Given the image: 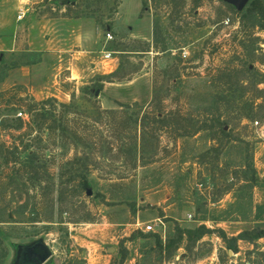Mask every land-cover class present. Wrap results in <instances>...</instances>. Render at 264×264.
I'll return each instance as SVG.
<instances>
[{"label": "rangeland", "instance_id": "rangeland-1", "mask_svg": "<svg viewBox=\"0 0 264 264\" xmlns=\"http://www.w3.org/2000/svg\"><path fill=\"white\" fill-rule=\"evenodd\" d=\"M7 2L0 0L4 11ZM42 4L49 14L91 22L95 32L79 46L63 38L60 54L45 51L35 95L18 64L25 51L3 52L0 264H15L19 246L40 240L52 251L45 264H124L131 256H140L136 264H264V237L233 252L214 233L165 261L156 234L133 226L170 207L183 214L182 228L206 224L228 238L264 232V19L238 23L241 14L221 0ZM77 49L75 59L87 65L64 81L69 71L51 62L73 60ZM154 94L160 104L151 105ZM169 112L184 126L199 119L215 129L175 142L164 126L171 118L156 119ZM165 221L168 239L175 226Z\"/></svg>", "mask_w": 264, "mask_h": 264}, {"label": "crops", "instance_id": "crops-1", "mask_svg": "<svg viewBox=\"0 0 264 264\" xmlns=\"http://www.w3.org/2000/svg\"><path fill=\"white\" fill-rule=\"evenodd\" d=\"M43 1L44 0H8L5 4V11L2 6H0V60L5 55L3 53L4 51H10L11 53L25 51V62L18 64L23 68L25 67L24 83L25 86L28 87V91L34 95L36 94L34 93L36 91L34 86L37 83H34L33 81V73L41 65H46L45 51L54 50L52 52L54 53L59 50L60 54L63 46V38L68 39L70 36L75 45L80 44V42L81 44H84L86 41V34L95 32V29L93 28L95 25L83 18H67L45 12L43 9L45 5L42 4ZM8 9H12L13 11L9 12ZM14 10L17 11L16 14ZM21 13H23V16L19 18L18 16ZM78 51L79 50L77 49L72 54L73 60L51 62L52 66H55L56 64L58 65L59 71L61 67H64L69 71V74L64 77V81L77 80V77L74 75L75 71L80 74L81 66L87 65L80 63L75 59L78 56ZM212 65L215 66V68H223L221 66H216L214 62ZM59 71H55L56 76V73ZM213 75L214 73L210 74V76ZM8 81L9 79L6 77L2 84L8 86ZM7 86L0 88V92L9 90ZM222 202L223 199L218 203ZM169 209L170 207H167L166 209L160 208L161 212L156 210L151 215L153 218L152 221H155L156 219H162L164 221L171 219L174 226L175 224L181 225V217L183 214L179 212H169ZM139 222L140 221L137 219V222L134 223L133 226L136 227V224ZM178 253L183 255V250L180 249ZM139 257L140 256H131L129 260L126 259L124 261V264H136Z\"/></svg>", "mask_w": 264, "mask_h": 264}, {"label": "trees", "instance_id": "trees-1", "mask_svg": "<svg viewBox=\"0 0 264 264\" xmlns=\"http://www.w3.org/2000/svg\"><path fill=\"white\" fill-rule=\"evenodd\" d=\"M222 2H224L225 4H227L230 8H232L233 10L236 11V13L241 14L240 17V21H238V23L241 22V24H244L245 19H249L255 16H259L260 18L264 19V5L262 4V2L260 0H251L248 5L244 8V9H237V7L231 3H229L226 0H221ZM257 21L253 22V26H257L260 24H256ZM147 45L149 46V43L146 42ZM148 49H145V51H147ZM239 67H242L241 65L238 64ZM231 67V66H228ZM225 69V68H224ZM223 68H221V70H224ZM117 72V71H116ZM116 72H113L111 74V76L109 77L110 80L108 81H112L111 79L115 76ZM213 77H216V75H213ZM118 80H123L125 79L124 76H121L119 78H117ZM161 99L158 95L154 94L153 98L151 100V105H155V104H160L161 103ZM6 103L2 102V99H0V106H5ZM8 107V106H6ZM1 110V108H0ZM29 111H32L33 109H28ZM107 113H115L111 110H107ZM166 115V116H165ZM160 117V118H159ZM166 117H170L171 120L170 122H166L165 123V127H168L169 125L171 126V137L172 140L176 142L177 139L183 138V137H188V136H194L196 134H198L201 131H210L215 129V125L214 124H210V122H208L209 120H193V122L191 123L190 126H184L183 122H184V118L183 116L179 115L178 113H160L157 115L158 120L165 122ZM222 118H218L217 122H218V127L216 128L217 131H219V133L226 135L230 130H227V123H223L220 122ZM19 122V127L18 129L23 128V126L25 125V121L22 118H18L17 120ZM36 154L35 153H31L30 154V158L35 159ZM9 163V162H7ZM251 167V166H250ZM25 169V166L23 167ZM252 168V167H251ZM32 170L34 171V169L32 168ZM252 183L256 182L255 177H253V179L251 180ZM206 221V219L204 220ZM210 221H214V220H210ZM1 223V221H0ZM174 236L170 237L168 239H166L165 241H163L159 235H156V245L154 246V249L156 248L155 251H158V254L160 256H162L163 260L167 261L173 258V256L178 253V251L181 248H184L188 253H193L197 246L200 244L201 240L207 236V235H211L214 233H218L220 235V237L222 238V240L224 241L226 248L230 251L236 252L237 251V243L239 241H255L258 240L262 237H264V232H260V233H249V232H242L240 233L238 236L233 237V238H228L225 234V232L223 230H215V229H211L208 228V226L206 224H202L199 225L197 227L194 228H182L179 224H175V230H174Z\"/></svg>", "mask_w": 264, "mask_h": 264}, {"label": "water", "instance_id": "water-1", "mask_svg": "<svg viewBox=\"0 0 264 264\" xmlns=\"http://www.w3.org/2000/svg\"><path fill=\"white\" fill-rule=\"evenodd\" d=\"M74 3L75 0H68V2ZM229 3L235 5L237 9H243L250 0H226ZM91 193V192H89ZM19 257L15 264H45L52 257V251L42 241L34 242L30 245L19 246ZM115 248L111 247L108 252H115ZM230 255L233 254L229 252Z\"/></svg>", "mask_w": 264, "mask_h": 264}, {"label": "built area", "instance_id": "built-area-1", "mask_svg": "<svg viewBox=\"0 0 264 264\" xmlns=\"http://www.w3.org/2000/svg\"><path fill=\"white\" fill-rule=\"evenodd\" d=\"M23 16V13L19 14V18H21ZM227 23L229 22V20L226 21ZM106 37L108 40H111L113 38L112 33L110 31V29L108 28V30L106 31ZM105 57L106 58H113V52L112 51H106L105 52ZM255 126H260L259 122L256 121L254 123ZM136 228L145 232V233H153L156 235H159L160 238L165 241L167 239V225L165 223L164 220L162 219H156L155 221H152L150 224L143 226L140 225V223L136 224Z\"/></svg>", "mask_w": 264, "mask_h": 264}, {"label": "flooded vegetation", "instance_id": "flooded-vegetation-1", "mask_svg": "<svg viewBox=\"0 0 264 264\" xmlns=\"http://www.w3.org/2000/svg\"><path fill=\"white\" fill-rule=\"evenodd\" d=\"M18 257H19V249L17 248L16 260H15V262L18 260ZM49 260H50V259H49ZM49 260H48V261H49ZM48 261H47V262H48Z\"/></svg>", "mask_w": 264, "mask_h": 264}]
</instances>
